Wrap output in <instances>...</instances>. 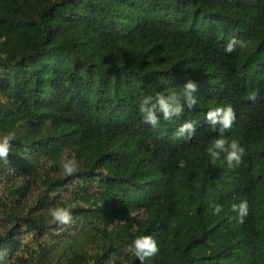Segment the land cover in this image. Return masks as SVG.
Instances as JSON below:
<instances>
[{"label":"trees","instance_id":"1","mask_svg":"<svg viewBox=\"0 0 264 264\" xmlns=\"http://www.w3.org/2000/svg\"><path fill=\"white\" fill-rule=\"evenodd\" d=\"M232 38L231 53L223 51ZM196 84L197 105L152 129L147 95ZM160 81V84H157ZM242 162L209 163L208 109ZM195 123L190 140L175 135ZM0 264H264V0H0ZM79 168L65 176L63 160ZM245 199L237 220L231 204ZM212 203L223 205L214 216ZM72 205L57 226L52 207Z\"/></svg>","mask_w":264,"mask_h":264},{"label":"clouds","instance_id":"2","mask_svg":"<svg viewBox=\"0 0 264 264\" xmlns=\"http://www.w3.org/2000/svg\"><path fill=\"white\" fill-rule=\"evenodd\" d=\"M235 38L230 39L224 46L225 53H231L236 45ZM160 84V81H157ZM196 84L188 80L181 86L179 93L170 95H157L155 99L151 95L144 96L138 103V112L143 123L149 125L152 129L160 126L161 121L179 120L185 109L192 110L197 105ZM204 123L207 125V131L218 133V135L207 144L205 152L209 163L215 165L223 160L226 167L231 169L239 166L245 154L244 147L238 140H229L223 133L233 127L236 119L235 112L230 104L216 106L208 109L204 114ZM195 133V123L191 120L183 121L176 129L175 135L190 140ZM16 139L15 132L0 136V162H6L10 152V142ZM79 162L75 158H67L62 161L60 167L63 174L72 176L79 168ZM72 205L52 207L48 210V216L57 226H67L72 222ZM211 213L218 216L223 212V205L212 203L209 205ZM231 211L235 214L238 221L242 222L248 215L249 204L245 199L238 203L231 204ZM126 251L130 252L139 261L144 264L148 257L154 256L158 251L156 240L152 235H139L133 238L126 246Z\"/></svg>","mask_w":264,"mask_h":264}]
</instances>
